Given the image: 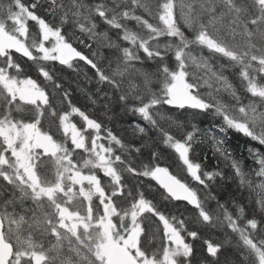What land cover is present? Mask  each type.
Masks as SVG:
<instances>
[{
    "label": "snow or ice",
    "instance_id": "6c2138e0",
    "mask_svg": "<svg viewBox=\"0 0 264 264\" xmlns=\"http://www.w3.org/2000/svg\"><path fill=\"white\" fill-rule=\"evenodd\" d=\"M0 264H264V0H7Z\"/></svg>",
    "mask_w": 264,
    "mask_h": 264
},
{
    "label": "trees",
    "instance_id": "16d2710c",
    "mask_svg": "<svg viewBox=\"0 0 264 264\" xmlns=\"http://www.w3.org/2000/svg\"><path fill=\"white\" fill-rule=\"evenodd\" d=\"M7 0H0V8H3L6 6ZM91 74V73H90ZM82 86L86 89H91L95 91V85L94 83H88L87 81H81ZM74 99L76 102H78L79 105L83 106L84 108H92L93 106L90 105L87 100L79 93L74 94ZM99 111V109H97ZM128 120L137 121V117L131 116L129 114L128 117H125L124 119H115L112 121V123L109 125L110 127H113L114 131H120L119 128L116 127L118 123H126ZM73 122H77L79 126V117H73ZM107 123V121H105ZM211 123V120L206 118L202 120V126L207 127ZM230 137V143L233 148L237 149V155H243L247 156L246 151L244 150V145L246 144V138L243 137L242 134H229ZM203 152L207 155L208 159L204 161L205 164H209L211 167L220 166L223 167L222 163L217 161L216 157L212 153V149L210 145H204L203 146ZM249 164H251V161H248ZM227 171V169H225ZM102 176V173H100ZM242 191V190H241ZM241 191H237L236 184L228 181L223 188L216 189L215 193L219 199L222 201H227L230 196H237L239 197L241 195ZM247 193H244V196H246ZM247 203V201H244ZM210 207H215V201L210 202ZM213 236H220L221 233L218 230H213L211 233Z\"/></svg>",
    "mask_w": 264,
    "mask_h": 264
}]
</instances>
